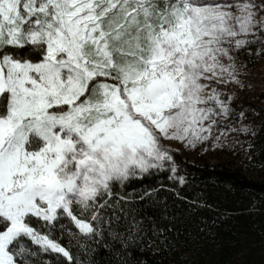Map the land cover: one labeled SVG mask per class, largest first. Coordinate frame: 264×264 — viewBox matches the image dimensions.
<instances>
[{
    "label": "snow or ice",
    "instance_id": "1",
    "mask_svg": "<svg viewBox=\"0 0 264 264\" xmlns=\"http://www.w3.org/2000/svg\"><path fill=\"white\" fill-rule=\"evenodd\" d=\"M257 42L264 54V0H0V264H32L21 237L68 264L105 241L127 264L148 230L131 204L154 190L114 189L166 167L183 184L164 141L250 131L242 108L225 122L227 89Z\"/></svg>",
    "mask_w": 264,
    "mask_h": 264
},
{
    "label": "trees",
    "instance_id": "2",
    "mask_svg": "<svg viewBox=\"0 0 264 264\" xmlns=\"http://www.w3.org/2000/svg\"><path fill=\"white\" fill-rule=\"evenodd\" d=\"M254 132L249 156L252 172L264 169V115ZM174 161L178 164L175 177L183 176V184L172 178L170 169L164 168L132 178L122 188L117 185L114 189L141 194L154 190L149 198L131 204L138 213L137 219L143 218L148 230L129 247L127 264H183L186 257L195 259L196 264H263L258 247L264 239V175H248L226 163H184L177 155ZM41 223L33 218L32 226L46 231ZM60 223H66L67 229L59 242L69 247L67 231L75 233L78 229L67 219ZM153 224L164 229L163 233L154 235ZM59 234L57 231L53 238ZM21 241L38 253L37 257H30L32 264H68L62 254L43 252L27 237H21ZM84 242L80 236L79 243ZM71 243L70 251L75 254L77 241L73 239ZM104 243L92 245L93 264H120Z\"/></svg>",
    "mask_w": 264,
    "mask_h": 264
},
{
    "label": "rangeland",
    "instance_id": "3",
    "mask_svg": "<svg viewBox=\"0 0 264 264\" xmlns=\"http://www.w3.org/2000/svg\"><path fill=\"white\" fill-rule=\"evenodd\" d=\"M260 47L262 45L257 42L250 46L251 54H249L248 49H245L238 55V76L243 87L230 84L227 89L229 92L235 90L232 106L237 109V114L234 117H228L225 122L231 123L233 128H238L239 124L237 121L241 119L238 113L242 108L247 116V119L243 120V123L249 126L250 131L247 133L233 131L225 136L219 130H214L212 137L207 143L198 145L194 149L191 147L185 148L177 141H164V143L173 149V157L177 155L181 162L199 166H215L219 163H226L239 168L248 175H264V169L250 171L252 165L249 163V159H247L250 156L252 133L256 129L257 121L264 115V54L256 51ZM217 136L220 137V140L213 147L212 140ZM235 140L242 141L243 143H234ZM262 241L263 245L258 247V252L264 264V239ZM194 263L196 264L195 259L186 257L183 260V264Z\"/></svg>",
    "mask_w": 264,
    "mask_h": 264
}]
</instances>
